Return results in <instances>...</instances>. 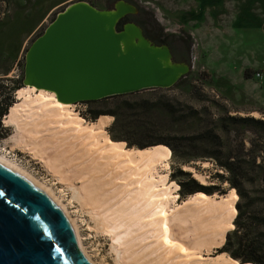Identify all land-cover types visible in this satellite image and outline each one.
<instances>
[{
    "label": "rangeland",
    "instance_id": "374dc122",
    "mask_svg": "<svg viewBox=\"0 0 264 264\" xmlns=\"http://www.w3.org/2000/svg\"><path fill=\"white\" fill-rule=\"evenodd\" d=\"M73 1L76 0L9 1L0 13V83L23 85L28 47L57 13ZM85 1L98 9H111L117 0ZM126 1L135 3L139 12L128 14L125 21L136 19L145 24L149 32L164 40L162 44L170 46L174 60L189 63L191 69L169 88L75 103L74 108L84 121H92L95 114L112 116L106 133L112 125L121 128L118 123L123 113L143 112V116L131 117L125 139L138 142L159 136L167 138L168 144H158L165 145L171 153L165 159L163 173L166 182L174 187L178 185L173 193L175 205L191 195L183 193L191 178L205 186L202 191L207 194L220 196L234 189L236 204L257 219L244 230L247 239L264 248V79L254 76L256 71L264 72V0ZM246 69L249 77L245 76ZM16 92L12 96L14 101ZM144 99L149 100L147 113L144 108L134 111L126 106ZM4 116L0 152L63 200L76 220L87 253L96 264H119L116 261L119 255L109 246V235L91 227L89 213L73 197V187L68 181L28 150L11 146L15 131L5 125ZM113 141H122L129 147L126 140ZM170 146L175 148L177 156L197 157L187 165L206 178L205 184L192 172L187 175L184 164L172 155ZM223 163H234L240 177L232 176ZM73 184L79 185L80 180ZM234 219L228 232L235 227ZM222 246L215 245L210 252L204 247L202 254L205 258L216 257L219 252H225L221 251Z\"/></svg>",
    "mask_w": 264,
    "mask_h": 264
},
{
    "label": "bare ground",
    "instance_id": "6f19581e",
    "mask_svg": "<svg viewBox=\"0 0 264 264\" xmlns=\"http://www.w3.org/2000/svg\"><path fill=\"white\" fill-rule=\"evenodd\" d=\"M16 95L4 116L5 125L15 131L11 146L28 150L68 181L73 197L89 213L91 227L109 235L119 264H252L232 260L226 252L208 258L202 254L204 247L210 252L225 242L237 212L234 189L220 196L198 191L176 206L178 185L171 186L163 173L171 154L165 145L136 148L112 141L106 133L112 116L84 121L75 103L60 101L54 91L22 85ZM0 161L26 172L61 206L82 252L96 264L63 200L2 152ZM183 169L207 182L191 165ZM78 180L79 185L73 184Z\"/></svg>",
    "mask_w": 264,
    "mask_h": 264
},
{
    "label": "water",
    "instance_id": "95a60500",
    "mask_svg": "<svg viewBox=\"0 0 264 264\" xmlns=\"http://www.w3.org/2000/svg\"><path fill=\"white\" fill-rule=\"evenodd\" d=\"M138 6L98 9L76 0L58 12L25 54L23 85L66 103L169 88L191 65L173 59L134 21ZM190 172V171H188ZM0 264H91L61 206L26 172L0 161Z\"/></svg>",
    "mask_w": 264,
    "mask_h": 264
},
{
    "label": "trees",
    "instance_id": "16d2710c",
    "mask_svg": "<svg viewBox=\"0 0 264 264\" xmlns=\"http://www.w3.org/2000/svg\"><path fill=\"white\" fill-rule=\"evenodd\" d=\"M10 0H0V13L3 12L5 10V8L8 6ZM132 2V1H131ZM135 4V3H134ZM126 20V17L120 22L119 24V28H121L122 23ZM135 22H137L138 24H140L143 29H144V33L147 37H149L150 39H152L155 43L157 44H162L164 43V40L162 38H157L154 36V32L153 34L151 32H149L146 28V25L143 24L142 22L134 19ZM161 32H157L158 35H160ZM245 76L249 77V70L246 69L245 70ZM20 84H12L11 85H6L4 83H0V138L2 137V130L4 129L5 126H3V124L1 123V119L3 118V116L6 114V112L8 111L9 107L11 106V104L14 102L12 96H15V92L17 90L18 87H20ZM149 100L148 99H144L140 102H135L132 104L127 103L126 106L128 109H132L134 111H137L138 109L144 108V112H146V106L148 105ZM139 112H133L132 113H123L122 114V119L120 121V123H118V126L121 127L119 129H117L118 127H114L112 125V129L109 128L108 129V133L110 135V138L113 140H126L127 141V146H133L136 145L139 148H144L146 146H150V145H155L158 143H163V144H168V140L167 138L163 137V136H159V137H155L152 140H143V141H136V142H129L127 139H125L126 137V133H129V131L127 130L130 124V119L131 117H139V115L143 116V112L140 113ZM147 113V112H146ZM146 115V114H144ZM98 117V114H95V116L93 117V120H95ZM107 133V135H108ZM109 138V136H108ZM109 138V139H110ZM110 139V140H111ZM112 140V141H113ZM122 142V141H119ZM134 147V146H133ZM171 147V146H170ZM172 149V155L177 156L175 153V148L171 147ZM178 158V162H180V164H188L191 160H193L194 158L197 157H186V156H177ZM234 163H223L221 164L232 176H239V173L235 166L233 165ZM187 175H189V172H187ZM191 183L190 186L186 187V189L184 188L183 193L184 194H192V193H196L198 191H204L206 189L205 186H203L202 184H199L194 178H191ZM235 185V184H233ZM238 213L235 216L234 219V229L232 231H229L226 234V241L224 242L223 246H222V250L221 251H225L228 252L230 254V258L232 260H239L238 262L240 263H251L252 264H264V248L257 246L256 245V241L253 239L248 240L246 237V233H245V229L247 227H249L250 225H252L254 222H256L255 220H257L256 218L254 219L253 217H251L249 214H246V212H244L243 210H241L240 204H236ZM264 221V219H263ZM260 223V222H259Z\"/></svg>",
    "mask_w": 264,
    "mask_h": 264
},
{
    "label": "built area",
    "instance_id": "2783aa9c",
    "mask_svg": "<svg viewBox=\"0 0 264 264\" xmlns=\"http://www.w3.org/2000/svg\"><path fill=\"white\" fill-rule=\"evenodd\" d=\"M254 76L257 79L262 80V79H264V72H262V71H256L255 74H254Z\"/></svg>",
    "mask_w": 264,
    "mask_h": 264
},
{
    "label": "flooded vegetation",
    "instance_id": "af4514ba",
    "mask_svg": "<svg viewBox=\"0 0 264 264\" xmlns=\"http://www.w3.org/2000/svg\"><path fill=\"white\" fill-rule=\"evenodd\" d=\"M135 22V21H134ZM135 23H137V22H135ZM138 24V23H137ZM138 25H140V24H138ZM141 26V25H140ZM142 27V26H141ZM142 29H143V27H142ZM143 31H144V29H143ZM152 40V39H151ZM153 41V40H152ZM154 42V41H153ZM155 43V42H154Z\"/></svg>",
    "mask_w": 264,
    "mask_h": 264
}]
</instances>
